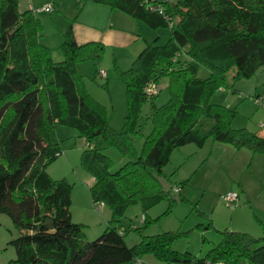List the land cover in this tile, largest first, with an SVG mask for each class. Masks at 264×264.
Here are the masks:
<instances>
[{"label":"trees","instance_id":"1","mask_svg":"<svg viewBox=\"0 0 264 264\" xmlns=\"http://www.w3.org/2000/svg\"><path fill=\"white\" fill-rule=\"evenodd\" d=\"M93 1L150 29L169 28L166 42H147L129 68L118 73L127 106L118 130L77 71L85 61L101 62L103 44H77L70 21L62 34V59L55 61L52 49L41 42L42 25L32 9H19V0L0 2V213L19 233L9 241L15 251L10 264H129L145 255L163 264L261 263L264 236L220 231L221 240L200 257L173 249L186 234L173 231L141 236L128 246L121 219L129 206L140 204L141 220L130 227L140 233L151 222L147 210L173 199L157 176H164L176 148H202L209 140L264 154V136L234 129V109L211 101L217 90H233L236 82L264 67V0ZM201 67L208 70L206 77L198 76ZM164 77L169 98L159 106L152 103V129L138 152L131 139L140 131L141 108L158 95L148 98L144 90ZM57 125L74 128L85 141L80 163L94 179L88 189L91 201L110 211L106 228L92 241L85 239L83 224L72 221L71 183L47 172L61 153ZM107 149L127 158L116 170Z\"/></svg>","mask_w":264,"mask_h":264},{"label":"rangeland","instance_id":"2","mask_svg":"<svg viewBox=\"0 0 264 264\" xmlns=\"http://www.w3.org/2000/svg\"><path fill=\"white\" fill-rule=\"evenodd\" d=\"M44 2L45 0H19V8L21 10L32 8L42 25L41 42L52 49L53 60L60 61L62 59L60 44L67 20L75 18L83 1H56V9L50 13L40 10ZM148 31L151 35L143 33V36H148L147 38L152 36L148 42L156 38L158 45L166 42L169 36V28H160L156 31L149 28ZM145 44L144 41L140 43L139 51ZM137 54L131 57L132 59L125 57L126 60H124L120 55L116 56L117 58L114 57L112 51L106 49L97 66L90 61H85L79 66V74L84 80L87 92L106 107L109 125L116 130L121 128L127 112L125 85L118 77V73L128 69ZM100 70L105 73L102 78L97 76ZM207 75L208 70L204 67L198 70V76L206 77ZM167 81L166 77L160 80V91L156 98L153 101L148 99L141 108L140 131L131 139L138 152L141 150L144 137L152 129L150 120L152 103L159 106L169 98ZM255 94L264 96V67L251 78L236 82L233 90L222 88L217 90L211 97V101L234 109L235 114L231 122L234 129L243 128L264 136V128L260 127V124L264 123V108L254 102L252 96ZM56 132L60 139L61 153L47 167V172L54 179L65 178L71 183L72 221L83 224L86 240H95L106 228L110 211L106 206L95 208L91 201L88 190L91 175L82 168L80 163L85 141L78 137L74 128L68 126L57 125ZM218 144L229 146L208 140L202 148L194 144H186L173 150L168 163L163 167V174L173 185L187 180L182 187L184 191L179 192L181 200L165 199L148 209L147 216L151 222L142 228L140 233L131 230L130 227L141 220L143 213L141 205L137 203L129 206L121 219L123 229H126L124 241L128 246L138 243L141 236L173 231L186 233L175 240L173 249L204 256L221 240L220 231L246 232L256 238L264 236V194L259 198L258 205L255 202L252 204L245 195L241 196L240 189L236 185L240 199L236 203L227 205L222 199L228 193L222 191L226 185L222 184L220 190L212 188L213 182H210L209 173L205 175L201 169L197 170L201 164L200 160L205 158L204 162ZM217 151L222 152V149L217 148ZM104 153L114 162L112 170H116L127 160L113 149H107ZM261 188L264 189V186ZM199 212L204 213L206 217H201ZM208 222L212 223L213 228L197 227V224ZM18 235L10 218L0 213V264H10V260L15 258L14 248L9 241ZM140 261L142 263L134 261L129 264H163L151 255L143 256Z\"/></svg>","mask_w":264,"mask_h":264},{"label":"crops","instance_id":"3","mask_svg":"<svg viewBox=\"0 0 264 264\" xmlns=\"http://www.w3.org/2000/svg\"><path fill=\"white\" fill-rule=\"evenodd\" d=\"M56 1L59 2V0H45L43 5L51 3L52 10L50 12H52L56 9ZM82 1L83 5L75 18L67 20V25L70 21L72 22L73 35L77 44L90 41L99 42L103 44L104 50L110 49L114 57L120 55L126 60L125 57L132 59L136 53L140 52L138 47L142 41L145 43L150 41L152 36H149L150 38L143 36V33L151 35L148 31L149 27L141 21L133 19L118 9H111L109 6L93 0ZM81 64L83 63L77 65L78 73H80L79 66ZM217 148H221L222 152L217 151ZM203 159L200 160L201 164L197 170L201 169L205 175L209 173L210 182H213L212 188L220 190L221 185L225 184L222 191L225 193L233 191L237 195V200L233 202L236 203L240 199V195L237 193L236 185H238L241 196L245 195L252 204L258 203L259 198L264 194V189L261 188L264 186V154H252L245 149L235 150L230 145L218 144L204 162ZM224 178L226 179L222 183ZM93 183L94 179L91 177L88 188ZM176 185L178 184L173 186ZM183 191L184 188H181L180 192ZM103 206L105 207V205ZM197 256L201 257V255Z\"/></svg>","mask_w":264,"mask_h":264},{"label":"built area","instance_id":"4","mask_svg":"<svg viewBox=\"0 0 264 264\" xmlns=\"http://www.w3.org/2000/svg\"><path fill=\"white\" fill-rule=\"evenodd\" d=\"M41 11H44V12H50L52 10V4L51 3H47L45 5H43L41 8H40ZM98 77L102 78L105 76V73L103 70H100L98 73H97ZM145 93H146V96L148 98L152 97V96H155L158 94V92L160 91V87L159 85H156V84H151L149 85L148 87L145 88ZM254 102L259 105L260 107L264 108V97L262 96H257L255 98H253ZM260 127L264 128V123L260 124ZM180 187L178 185L176 186H173L172 187V191L174 193H178L180 192ZM223 200L226 202L227 205H231L233 202H235L237 200V195L233 192H229L227 193L224 197H223ZM95 208H99V207H102L104 204L102 202H97L95 204H93ZM138 262L142 263L140 260H137ZM210 264H230V263H226L224 261H215V262H211ZM259 264H264V261H262L261 263Z\"/></svg>","mask_w":264,"mask_h":264},{"label":"water","instance_id":"5","mask_svg":"<svg viewBox=\"0 0 264 264\" xmlns=\"http://www.w3.org/2000/svg\"><path fill=\"white\" fill-rule=\"evenodd\" d=\"M157 180L160 182L162 190L166 193H170L173 187V184L168 181L164 176H157ZM171 196L179 200L177 193H172Z\"/></svg>","mask_w":264,"mask_h":264}]
</instances>
